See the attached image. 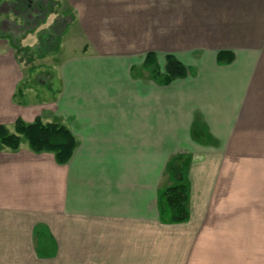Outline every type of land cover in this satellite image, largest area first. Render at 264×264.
<instances>
[{"label":"crops","instance_id":"obj_1","mask_svg":"<svg viewBox=\"0 0 264 264\" xmlns=\"http://www.w3.org/2000/svg\"><path fill=\"white\" fill-rule=\"evenodd\" d=\"M71 1L51 95L10 40L19 0H0V124L39 117L77 140L66 164L0 146V264H264V0ZM149 52L187 76L158 83ZM172 159L189 219L168 224Z\"/></svg>","mask_w":264,"mask_h":264},{"label":"trees","instance_id":"obj_2","mask_svg":"<svg viewBox=\"0 0 264 264\" xmlns=\"http://www.w3.org/2000/svg\"><path fill=\"white\" fill-rule=\"evenodd\" d=\"M33 8L40 14L46 11V3L43 0H36ZM36 14V17L40 16ZM41 20V22H45ZM64 24V28L58 31V27ZM68 24L62 19H57L50 27V30L44 35H40L42 40L51 37L60 38L56 42L55 49L46 50L43 54L37 52L36 56L45 58L48 55L57 53L61 46V38L67 31ZM57 33V35H56ZM49 35V37H48ZM52 35V36H51ZM38 49V47H37ZM234 53L231 51H221L217 55L219 63H231L234 59ZM145 66L151 71L152 77L160 84L168 85L177 78L187 76V67L173 54L166 56L164 70H161L157 55L155 52H149L144 61ZM25 138L30 148L34 152H53L59 164H66L72 157L77 146L75 135L66 126L58 122L44 123L41 118H36L33 122H26L18 118L14 123V132H10L8 127L0 124V146L11 150H18ZM181 161L177 159L170 160L167 171L172 175L174 184L169 186L160 196L161 220L165 223H181L189 219V210L187 207L189 188L185 181V174L181 167Z\"/></svg>","mask_w":264,"mask_h":264},{"label":"rangeland","instance_id":"obj_3","mask_svg":"<svg viewBox=\"0 0 264 264\" xmlns=\"http://www.w3.org/2000/svg\"><path fill=\"white\" fill-rule=\"evenodd\" d=\"M35 1L36 0H19L18 3L21 6L19 8H21L20 10L22 14L17 16L16 20H21V23L23 24V29L21 33H18V35L12 36L10 40L14 44L13 46L16 49L17 57L19 59H22V62L24 64L23 66H25L24 71L27 72V69L29 68L36 69L35 71L37 72V75L35 76L32 82H35V80H37L38 82L44 85L52 86L53 90L51 91V95H53L56 94L60 88L61 81H59V79L61 78L58 77V75L56 76L55 72L59 71V67L56 66L52 68V66L56 65L59 59L64 58L68 53L73 51L74 48L73 43L71 41V34L74 32L70 29L69 32L66 31L67 34L65 33L66 38H63L65 34L62 36L61 42L64 40L65 44L64 50L61 51V53L58 52L53 55H48L45 58L37 57V52L42 51L43 54L46 50H54L56 47V42L60 38V35L58 34L57 38L51 37L47 40H42L40 35L45 36V34L47 33L44 31L45 29L51 31L50 27L57 19H62L65 24L69 25L75 15L73 12L74 6L72 5L71 0H43L46 3L47 8L46 11H42L39 14L38 11L33 8ZM1 8L7 9L8 7L1 5ZM36 12L40 16L36 17ZM10 13H6L5 18L3 19L9 20L10 17L13 18ZM45 19V22H41V20ZM63 28L64 24L58 27V31H61ZM5 31H7V29H5ZM50 68H52V71L49 70ZM46 69L48 70L46 71V73H44ZM9 131L14 132V128L9 129ZM22 139L23 142L28 144L27 140L24 137Z\"/></svg>","mask_w":264,"mask_h":264}]
</instances>
